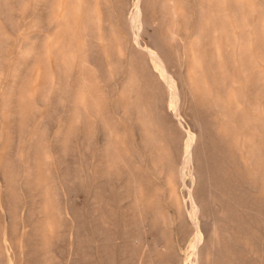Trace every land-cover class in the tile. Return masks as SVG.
Wrapping results in <instances>:
<instances>
[{
  "label": "rangeland",
  "instance_id": "374dc122",
  "mask_svg": "<svg viewBox=\"0 0 264 264\" xmlns=\"http://www.w3.org/2000/svg\"><path fill=\"white\" fill-rule=\"evenodd\" d=\"M137 1L0 0V96L30 99L33 124L26 132H34V137L25 140L26 145L28 142L36 149L39 147L44 125L51 128L48 142L53 145L48 155L40 157L34 152L36 167L31 165V178L21 172L14 180L9 179L14 191L12 219L3 215L0 204V264H27L23 256L25 237L48 239L38 255L39 264H97L99 246L100 253L109 250L96 238L115 237L108 231L109 223L117 224L129 206L128 201L119 200L116 193L120 190L115 186L122 172L129 169L142 178L143 186L152 187L144 193L152 196L150 209L156 205L171 219L181 218L169 228L173 249L180 260L198 239V226L203 239L214 235V239L229 245H233V232L237 231L245 244L234 248L243 255L262 249L260 243L252 240L254 234L260 241L264 238V0H139L140 5ZM54 20L65 21V29L56 28ZM37 60L41 62L36 65ZM30 71L32 75L28 77ZM24 85H31L30 91L35 87L33 93L25 92ZM167 86L175 94L170 95ZM73 94L76 98L72 102ZM13 110L16 107L6 105L0 108V116L6 118ZM177 116L184 121L177 120ZM143 123L153 125L156 134L160 127L162 145L155 141V135L148 133L150 142L145 149L139 141L144 134ZM180 123H184L192 137L196 134L193 147L199 141V124L207 132L199 144L217 147L212 164L217 154L222 156L217 165L225 181L219 190L203 186L195 176L197 172L202 177L206 174L197 161L186 163L183 183L175 174L170 186L163 184L161 176L151 169V159L155 158L159 165L163 163L168 141L175 139L178 151L187 154L190 140ZM6 126L0 122L1 132H6ZM49 158L53 166L61 160V173L74 175L80 170L86 176L90 172L89 189L99 187V199L92 202L94 195L88 190L68 193L70 185L63 186L60 192L54 179L51 183L45 176L49 169L45 160ZM0 160L2 166L10 162L6 152L0 154ZM42 177L50 186L46 202L35 189L37 179ZM191 178L193 184H200L198 192L205 201V210L208 201H221L222 189H228L223 200L225 213L217 227L208 214L199 216L200 209L193 203L195 224L188 215L184 216L185 210H189L185 187L191 184ZM236 180L241 187L240 217L238 209L232 206L236 202L234 194L229 192L230 182ZM24 181L35 187H25ZM5 184L0 177V193L6 198L11 193L2 192ZM42 210L52 215L49 221ZM87 211L95 212V222L109 223L100 235L95 233L96 226L93 231L82 224V240L78 243V232L71 222ZM31 213H36V217L32 218ZM132 217L130 208L127 219ZM249 221L260 223L254 234L247 231ZM39 224L51 229L40 233ZM134 231V227L130 229V242ZM157 236V230H141L137 240L128 242L124 250L128 255L135 250L144 256L149 247L163 246ZM57 239L63 242L62 249L56 244ZM77 244L80 250L75 256L76 252L72 253ZM139 264H143L142 260Z\"/></svg>",
  "mask_w": 264,
  "mask_h": 264
},
{
  "label": "bare ground",
  "instance_id": "6f19581e",
  "mask_svg": "<svg viewBox=\"0 0 264 264\" xmlns=\"http://www.w3.org/2000/svg\"><path fill=\"white\" fill-rule=\"evenodd\" d=\"M138 1H137V5L139 4ZM136 7L139 8V6H136ZM138 10H140V9H138ZM134 12H136V10H134ZM56 13H57V11H56ZM133 14L134 13H132V15ZM137 14H139V13L137 12ZM7 16L9 17L10 14L7 13ZM135 16H136V14H135ZM162 16H165V14H162ZM132 17L134 18V16H132ZM139 17H140V15H139ZM60 20H61V18H60ZM60 20H54L53 25H55V26L57 25L56 28H58V29L60 28V30H63V29H65V24H64L65 21L61 22ZM67 21H69V20H67ZM134 23L137 24L140 22H134ZM134 23H131V24L133 25ZM140 24H142V22ZM145 24H147V23H145ZM222 31H223V28L221 30V33H222ZM54 32H55V30H54ZM60 32H63V31H60ZM133 33H134V29H133ZM224 33H225V30H224ZM170 35L172 36V34H170ZM68 36H69V34H68ZM159 41H160V38H159ZM138 46H140V45H138ZM142 48H144V47H142ZM142 48H140V49L142 50ZM162 50H163V48H162ZM56 52H55V56L57 55ZM157 59H159V58H157ZM39 62H41V61L37 60L36 65L39 64ZM160 64H163V63L160 62ZM31 72L32 71L29 72L28 77L32 75ZM167 78H170V76H168ZM164 79H166V77ZM170 80H171V78H170ZM171 81H173V80H171ZM168 83H169V81H168ZM171 84L172 83H170V85ZM29 86H31V85H24L23 86V89L26 88L25 92H27L28 94L33 93V89L35 88V87L31 88V91H30ZM174 88H176V87H174ZM166 89H167V91H169L170 95L175 94V92L173 91V89L171 87L167 86ZM176 91H178V90H176ZM73 95H75V94H73ZM177 95H179V94H177ZM71 98H73L72 99V102H73L76 98V95L71 96ZM29 100H23L22 101V99L19 96H14V95H9L7 98H3V96H0V108L1 109H3V107L6 105L16 107V110H13V114H8L6 118H5V116H0V122H3L5 125H7L6 126L7 130L5 133L1 132V130H0V154L2 152H6V154L9 156V159H10L9 160L10 162L7 163L5 166H2V161L0 160V177L3 178L4 182H6V184H5L6 189H2V188L1 189H2V192L4 190V191H8V194L11 193L6 198H5V195L3 193H0V204H1V211H3V215L7 216L10 219H12L11 207L13 204V199H12L11 195L14 191L11 190V188H12L11 183H13V182L12 181L9 182V179L14 180V177L17 176L18 174H20L21 172H26L27 177L31 178L34 175L32 172L31 165L34 168L36 167V165L33 163L34 161H36L34 152H36V154L41 157L42 154L48 155V153H51V149H53V145H51L48 142V138H49L48 133L51 130V128L49 126H46V125H44L42 132H40V143H39V147L37 149L35 148V146H31L30 144L28 145V142H27V145L25 143V140L33 139V137H34V135H33L34 132L31 131V133H33V134L26 132L27 128L33 124V122H32L33 112L29 110V108L32 105H31V102H29ZM213 105H215V104H213ZM178 106L180 107V105H178ZM188 110H191V109H188ZM173 111H174V108H173ZM59 112H61L59 115V118H60L62 116V111H59ZM177 112H178V110H177ZM175 116H176V114H175ZM178 116H177V118H178L177 120L182 118V117L179 118ZM17 119H18V121H17ZM182 119H181V121H182ZM183 121H184V119H183ZM84 123L86 125L87 121H85ZM180 124H181V129H183V131L188 135L187 137L190 140L189 147H187V150H185L187 154L185 155V154H182V153H184L183 151H182V153L178 151V149L176 147L177 145H176L175 139L172 141H168L165 143L166 148H165L163 163L159 165V164H157L155 158L151 159V164H150L151 169L154 172H157L161 176V178L163 179V181H162L163 184L170 186L171 180L174 179L175 174H176V179L179 182L181 181L183 183L184 178L187 175L186 163L189 162L188 164L190 165V163H192V161L193 162L197 161L198 164H200L202 167V172L205 171L206 174H205V176L202 177L200 175V172H199V174L197 172V173H195V176H198V178H200L199 180L203 183L202 184L203 186H205L207 188H212V189H213V186H215L216 191L219 190V188H220L219 185H222V183H224L225 181L223 179L224 175L222 174V170L219 168V165H217L220 163L222 156L217 154L216 158H215V162H214L215 164L214 165L212 164V161L214 160L213 155H215L217 147H214L212 149V147L208 148V147H206V145L204 143L202 144V142H203L202 139H204L205 134H207V132L203 129L202 124H199L200 125L199 126V130H200L199 141L196 142V145L193 147L192 146V142H193L192 138L196 134H194L192 132L193 133V137H192V134L187 130L184 123H180ZM140 126H141V124H140ZM142 127H143L144 134H143V137H141V140H139V141H141V144L145 147V149H147L149 147L148 145L150 142L148 137H147L148 133L150 135H155V141H157L158 144L162 145L161 137H160L162 130L160 129V127L158 129V134H156V130L153 127V125H151V124H147V123L144 124L143 123ZM156 135H157V137H156ZM46 140H47V142H46ZM201 140H202V142L199 144V142ZM106 144H107V142H106ZM4 145L6 146V148H3ZM192 147H193V149H192ZM35 149H36V151H34ZM62 150H63V148H62ZM51 160L52 159H50V158L45 160V163L47 165H49V167H48L49 169L46 172L45 176H46V178L49 179L50 182H51V179H54V185L56 187H60V189H59L60 192L62 191L63 186L65 187L66 185L67 186L70 185V187L67 189L68 193H77L79 190L80 191L88 190V192L89 191L93 192L94 197H91V199H90L92 202L99 199L100 188L96 187L95 189H89V188H91L89 186V184H90V179H89L90 172H88L86 175V176H88L87 179H86V176L84 174L80 173V170H76L74 175H70L69 173H61V169H62L61 168L62 166L60 163L61 160H58L57 166H53ZM77 161L78 160H76V162ZM108 161L111 162L112 160L108 159ZM41 162H43V160ZM210 166L213 167V169H210ZM245 169H243V170H245ZM211 170H213V171L211 172ZM141 181H142V178L139 176H136L131 171V169H129L127 172H122V174L118 177L117 185H115V186L118 187V189L120 191L118 193H116V195L119 197V200L128 201L129 206L126 207L127 209H126L125 214H123L122 218L120 219L119 222H117V224L109 223V221H107V220H101V221L95 222L94 221L96 219L95 212L90 213L88 211L84 214L76 215L73 218L71 225H74L76 231L78 232L77 237H76V241L78 243H80V241L82 240V238L79 234L80 233V226L82 224L86 225L87 229H93V231H94V227L96 226L95 233L99 234L101 232V229L105 228V225L109 223L108 231L112 234H115L114 235L115 237L108 236L107 238H100V237L96 238L97 242H99V241L102 242L103 246L109 250L105 254L100 253L99 249H101V247L99 246V248H98L99 253L96 256V260L98 261L97 264H100V262H102V264H115V262H117V261L119 264H139L141 260H142L143 264H264V238L262 239V241H260L258 238H256V235L254 234L255 228H259L260 223H253L251 221H249L251 224L247 223V225L249 224L247 231L251 234L252 233L254 234V239L252 240V242L260 243V245L262 247V249H259L260 251H255L253 254H250V255H243L241 253H238L234 247L237 245H241V244L244 245L245 240L240 235V233L238 234L237 231L233 232V236H234L233 245H229V244H227V242L225 243L223 240L214 239V235L213 236L211 235V237L208 240L203 239V235L200 232V230L198 229V227H199L198 226L197 227L198 230L196 229V231H198V234L196 233L197 234L196 236H198V239H196V240L194 239L195 241H193V246L191 244L190 248L187 250L186 257L184 259L180 260L178 258V255L176 254L175 250L173 249V245H172L171 239H170L171 233L169 231V228H171V225L177 224L181 218L180 219L178 218L177 221L171 219V217H170L171 215H169L168 213L163 212V211H158L156 209V205L150 209L149 203L151 204V202H152V196H148V195L146 196L144 193H145V190L149 191L152 189V187L143 186ZM179 182H178V184H179ZM193 183L194 182H192V178H191V184L188 187L184 186L188 191V198H189V200H187V203L189 204V210H185L184 216L188 215L189 219L192 222V219H193L192 215L195 216V214H192V203H193L196 209H200V212L197 210L199 212L198 215L201 217H205L208 214L212 220V223L215 225L214 227H217L221 221V216L225 213V210H224L225 201H223V200L225 199L224 197L228 193V189L227 188H225L226 190L222 189L224 196H220V197H223L221 201H219L218 199L213 200L214 198L211 199L210 201H208V208L205 210L203 207V205L205 204V201L202 199L201 194L198 192V188H199L200 184L199 183L193 184ZM184 185H185V183H184ZM239 185H240V183H238L237 180L231 181L230 182L231 188L229 187V192L234 194V199L236 202H232V206L234 208L238 209L237 214L240 217V213H242V212L239 210L240 205L238 204L239 193L241 192V187ZM24 186L29 187V188H31L33 186L35 187V185L28 184L27 181L26 182L24 181ZM150 186H152V185H150ZM49 187H50L49 183L46 182L45 180H43V177L37 179V185H36L35 189L39 190V192H40L39 197L41 199H43V201H45V202L48 200L47 191L49 190L48 189ZM225 187H227V184H225ZM112 190L114 191L115 189H112ZM25 191L28 192V189L27 190L25 189ZM130 191L132 192V194H130ZM168 192L171 194V198L173 199L171 188L168 189ZM183 193H184V190H183ZM107 198H110V196H108ZM202 200H203V202H202ZM230 201H232V200H230ZM4 202H6V203H4ZM241 202H243V201H241ZM171 205H173V204H171ZM130 208L133 209L134 217H132V219H127V212L130 211ZM41 214H43L48 221L52 216L50 213H48V210H46V211L42 210ZM37 215H39V214H37ZM34 216L36 217V213L32 214V218ZM98 216H99V214L97 215V219H98ZM26 218L30 219V216H26ZM194 218H195L194 220H197L196 219L197 217H194ZM195 222L196 221L192 222L193 225L195 224ZM235 223H237V222H235ZM42 225H43V227H41ZM196 225H199V224H196ZM39 227H40V233H43L44 231H49V229H51L44 224H39ZM133 227L135 228V231H134V234L132 233L133 235L131 236V242L135 239L137 240L139 232H141V230L144 233H147L148 231H156L157 230V232H158V236H157L158 238L156 237L157 241L161 240L163 243V246L160 248H157V249H155V248L152 249L149 247L147 253L144 254V256L138 252L136 253L135 250H133V253L128 255L124 249H125V247H127V245L129 246L128 242H130L129 241L130 240V229ZM194 227H196V226H194ZM111 228H114V231H112ZM34 231H35V228H34ZM220 231H221V229H220ZM213 233L215 234V231ZM221 234L222 233L220 232V235ZM38 237H39V235H38ZM182 237H184V236H182ZM230 238H232V237H230ZM47 240L48 239H46V238H42V239L39 238L37 240H34V238H27V237L22 239L23 256L26 257V259H27L26 263L27 264H39V261L37 260L38 255H40L43 252V247L46 246ZM39 241H41V242L39 243V245H37L38 244L37 242H39ZM125 243H127V244H125ZM56 244L59 246L60 249H62L64 247L63 242H61L60 239L56 240ZM29 249L32 250L31 253L28 252ZM185 249H187V246ZM79 250H80L79 245L77 244V247L73 250L72 255L76 252L75 256H77ZM61 254H63V253L60 252V255ZM86 258H88V257H86ZM78 261H80V260H78ZM40 264H41V262H40ZM43 264H51V263H49L48 261H43ZM58 264H63V262L59 261Z\"/></svg>",
  "mask_w": 264,
  "mask_h": 264
}]
</instances>
